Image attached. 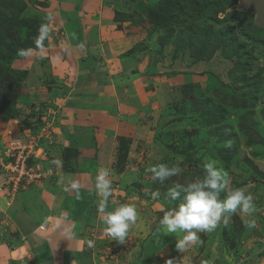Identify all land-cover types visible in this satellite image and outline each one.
Instances as JSON below:
<instances>
[{
    "label": "rangeland",
    "instance_id": "1",
    "mask_svg": "<svg viewBox=\"0 0 264 264\" xmlns=\"http://www.w3.org/2000/svg\"><path fill=\"white\" fill-rule=\"evenodd\" d=\"M218 1L226 9L214 18L212 6L177 10L187 0H172L170 13L178 20L162 27L154 22L170 5L163 0L0 1V13L16 9L14 16L6 14L10 21L0 16V160L9 154L7 144L18 139L20 146L31 145L37 156L32 168L41 174L14 197L0 192V243L9 245L12 200L25 194L20 199L30 198L26 202L36 208L35 196L54 194L61 174L85 169L86 176L77 178L79 197L87 199L90 235L98 241L86 249L104 264H264V0ZM227 15L237 19L218 20ZM191 23L198 37L207 24L214 31L234 26L254 49L258 87L239 80L243 71L234 56L218 51L210 59L195 58L201 44L184 43ZM41 25L48 28L42 43ZM92 58L99 59L97 65ZM208 103L221 107L218 121L209 120ZM86 135L93 138L92 149L85 148ZM205 157L217 160L234 186L247 188L256 211L252 217L233 215L178 253L179 234L156 235L160 206L179 203L164 199L168 187L202 175ZM97 161L104 163L99 167ZM159 162L179 163L183 173L161 185L147 171ZM103 167L113 181L109 207L137 209L124 243L107 234L97 207L94 180ZM4 180L0 171L1 185ZM31 187L35 192L29 194ZM155 190L160 200L151 199ZM27 213L33 222L40 220L36 210ZM249 219L254 228L246 227Z\"/></svg>",
    "mask_w": 264,
    "mask_h": 264
},
{
    "label": "clouds",
    "instance_id": "2",
    "mask_svg": "<svg viewBox=\"0 0 264 264\" xmlns=\"http://www.w3.org/2000/svg\"><path fill=\"white\" fill-rule=\"evenodd\" d=\"M47 34L48 28L41 25L38 41L42 43ZM202 169L203 174L195 179L187 183L173 181L168 187L164 199L179 203L174 207H167L163 203L160 206L163 215L159 219L156 235L179 234V238L175 240L178 253H184L191 246L197 245L200 242V233L212 232L221 223L226 225L233 215L239 213L252 217L256 211L253 195L246 187L234 186L228 171L218 166L217 160L205 157ZM147 171L151 173L154 181L164 185L171 178L180 176L183 167L179 163L170 166L166 162H159L152 164ZM110 174L111 170L107 167L99 168L96 172L94 191L100 197L97 207L99 212L104 213L102 222L106 226L107 234L124 243L130 227L137 221L138 213L132 204L109 207L113 191ZM72 187L77 191L79 199V186L73 184ZM150 195L153 200H160L162 196L159 190L152 191ZM245 224L248 228L256 226L254 219L247 220ZM167 264H173V260H168Z\"/></svg>",
    "mask_w": 264,
    "mask_h": 264
},
{
    "label": "crops",
    "instance_id": "3",
    "mask_svg": "<svg viewBox=\"0 0 264 264\" xmlns=\"http://www.w3.org/2000/svg\"><path fill=\"white\" fill-rule=\"evenodd\" d=\"M92 59L97 65L99 59ZM96 70L97 68L94 69ZM85 138L87 141L85 148L92 149L93 138L87 135ZM102 163L104 162L97 161L96 164L101 167ZM85 171L84 169L78 174L76 172L61 174L58 183H55L54 194L48 196L44 193L42 199L35 196L36 208H32L33 205L26 202L30 198L20 199L25 194L11 201L12 208L9 214L11 235L7 236L9 245L3 241L0 243V264H104L102 258L97 259L94 252L86 249V246L92 245L96 248L98 244L95 240L97 234L90 235L92 221L85 203L87 199L81 196L79 199L74 197L76 190L72 185L76 184L80 188L77 178L85 177ZM34 192L35 187H31L28 193ZM30 209L39 213L40 220L37 223L28 217L27 211ZM40 225H44L43 231L38 229ZM94 232L102 237L101 231ZM89 241L92 243L89 244ZM112 241L114 244L113 239ZM101 242L104 243V240Z\"/></svg>",
    "mask_w": 264,
    "mask_h": 264
},
{
    "label": "trees",
    "instance_id": "4",
    "mask_svg": "<svg viewBox=\"0 0 264 264\" xmlns=\"http://www.w3.org/2000/svg\"><path fill=\"white\" fill-rule=\"evenodd\" d=\"M0 1L3 2L4 0H0ZM15 1H18V0H15ZM166 2H167V5L169 3L170 5L168 7L166 6L167 7L166 9H161V11L159 12L158 18L155 21L156 23L154 22L153 19L150 20V22L152 23L154 22V24L157 26L162 27L163 25H165V22H168L170 20L171 21L178 20L177 18L175 19V16L171 15L170 13V9H172V6H173L171 3L172 0H163V3H166ZM185 4L186 6H184L183 4L177 5L176 9L177 10H182L184 8L185 9L186 8L201 9L202 7L208 8L209 6H212L214 8L213 9L214 10L213 13L215 14L214 18H217V14L224 12L226 9L225 4L222 2H219L218 0H216L215 2L210 1V0H187ZM14 6L11 8L12 11H10L9 13H0L2 20H5V21L11 20L10 18H7L6 14H9L10 16H14L16 12V9H14ZM238 18L240 19V22H242L243 13L238 14ZM231 19H237V17H233L232 15H227L224 19H218V20L228 21ZM189 26L183 31V34L186 36V40H184V43L187 42L188 44L189 42V44H191L194 41H198V43H200L202 46L201 48L199 47L195 51L194 53L195 58H199V56H204L206 59H210L218 51H220L222 54H224V56L228 58H231L234 56L237 58L238 62L241 64V67H239L238 69H242L243 71V73H239V76H238L239 80L245 83L246 86L248 87L250 86H253L254 88L258 87L257 83L260 80V76L258 72L254 74L255 72H253V69H252L253 68L252 62L254 60V53H253L254 49L250 48L251 47L249 45L250 42H247L245 40H240L237 37L234 26H229V27L222 26V27H219L218 30L214 31L212 28L213 26L211 24H207L206 26L208 27L204 29V33L200 37H198L195 31L191 29L195 25L191 23ZM244 32H247L246 33L247 40L251 39V36L248 33V31L244 30ZM171 34H172V31L167 33V36L163 35L162 42H167L168 35L170 36ZM201 60L202 59L199 58V61ZM193 64H196V63H193ZM250 104H253V101L250 102ZM206 105L205 106L208 108L209 113H210L209 120L211 119L213 121H218L219 120L218 115L220 114V110H222L221 107L215 104H210V103ZM214 123H219V122H214ZM7 161H8L7 159L4 160L5 163ZM27 164L28 166L32 165L33 160L28 159ZM0 171H1V175H3L4 170L2 167ZM18 191L15 194H17ZM14 195L12 197H14Z\"/></svg>",
    "mask_w": 264,
    "mask_h": 264
},
{
    "label": "built area",
    "instance_id": "5",
    "mask_svg": "<svg viewBox=\"0 0 264 264\" xmlns=\"http://www.w3.org/2000/svg\"><path fill=\"white\" fill-rule=\"evenodd\" d=\"M20 145L21 143L18 139H14V141H11L5 148V152L8 151L9 154H6L4 158H1L0 160L1 167L3 168L5 173V180L2 185L0 184V192H6L11 197L19 189H24L27 181L32 183L35 181V179L41 176V174H35V171L32 168L37 156H35L34 154L31 155L29 151L31 145ZM5 159L8 160L6 163L4 162ZM28 159L33 160L32 165L28 166ZM38 229L40 231H43L44 225H40Z\"/></svg>",
    "mask_w": 264,
    "mask_h": 264
}]
</instances>
